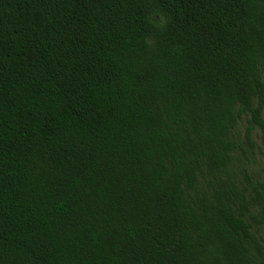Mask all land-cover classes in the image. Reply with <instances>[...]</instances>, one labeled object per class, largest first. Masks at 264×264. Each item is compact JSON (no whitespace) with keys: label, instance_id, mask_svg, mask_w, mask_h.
<instances>
[{"label":"trees","instance_id":"obj_1","mask_svg":"<svg viewBox=\"0 0 264 264\" xmlns=\"http://www.w3.org/2000/svg\"><path fill=\"white\" fill-rule=\"evenodd\" d=\"M263 146L264 0H0V264H264Z\"/></svg>","mask_w":264,"mask_h":264},{"label":"rangeland","instance_id":"obj_2","mask_svg":"<svg viewBox=\"0 0 264 264\" xmlns=\"http://www.w3.org/2000/svg\"><path fill=\"white\" fill-rule=\"evenodd\" d=\"M258 143L261 144L260 140H258ZM255 167L257 170L264 175V146H263V153H257L256 154V163Z\"/></svg>","mask_w":264,"mask_h":264}]
</instances>
